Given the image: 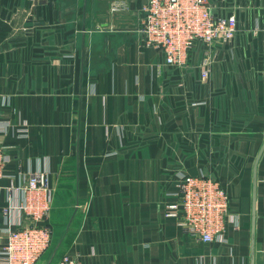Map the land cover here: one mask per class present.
<instances>
[{
	"label": "crops",
	"instance_id": "1",
	"mask_svg": "<svg viewBox=\"0 0 264 264\" xmlns=\"http://www.w3.org/2000/svg\"><path fill=\"white\" fill-rule=\"evenodd\" d=\"M211 1L242 29L204 80L201 43L184 67L144 43L146 0H0V209L12 184L48 174L58 236L36 264H264V0ZM183 173L227 187L226 240L164 215ZM17 220L1 217L0 244Z\"/></svg>",
	"mask_w": 264,
	"mask_h": 264
},
{
	"label": "built area",
	"instance_id": "2",
	"mask_svg": "<svg viewBox=\"0 0 264 264\" xmlns=\"http://www.w3.org/2000/svg\"><path fill=\"white\" fill-rule=\"evenodd\" d=\"M211 0H146L141 6L138 29L146 45L163 53L166 63L184 67L192 49L205 46L201 77H212L213 48L232 44L242 29L241 17L233 10L215 12ZM115 7L116 9L123 8ZM9 155L0 145V179L4 177ZM9 203L0 209L1 217L18 215L16 226L7 228V240L0 244V264H36L50 248L53 228L48 220L53 204V188L46 172H32L20 185L10 186ZM232 197L227 187L211 175L183 173L176 192H165L161 204L166 217L176 218L192 237L205 243L226 240ZM237 219V220H236ZM238 222V216H235ZM236 227L238 224L236 223ZM54 264H81L64 254Z\"/></svg>",
	"mask_w": 264,
	"mask_h": 264
},
{
	"label": "water",
	"instance_id": "3",
	"mask_svg": "<svg viewBox=\"0 0 264 264\" xmlns=\"http://www.w3.org/2000/svg\"><path fill=\"white\" fill-rule=\"evenodd\" d=\"M85 33H86V27L84 26V31H83V41H82V62H83V63L85 62ZM263 149H264V144H263V147H262V149H261V152L259 153L258 158H260ZM52 260H53V259H52ZM50 263H51V262H50Z\"/></svg>",
	"mask_w": 264,
	"mask_h": 264
},
{
	"label": "rangeland",
	"instance_id": "4",
	"mask_svg": "<svg viewBox=\"0 0 264 264\" xmlns=\"http://www.w3.org/2000/svg\"><path fill=\"white\" fill-rule=\"evenodd\" d=\"M164 60H165V58H164ZM165 63H166V60H165ZM166 64H167V63H166ZM167 65H168V64H167ZM170 66H171V65H170ZM53 227H54V226H53ZM55 230H56V227H55ZM53 235H54V241H55L56 236H58V235H57V233H54V231H53ZM6 240H7V236H6ZM6 240H5V241H6ZM5 241H4V242H5ZM43 255H44V254H43ZM53 255H54V247H53V248L50 250V252L47 254V258H46L45 260H47V262H48V260L51 259V258L53 257ZM45 260H44V261H45ZM47 262H46V263H47Z\"/></svg>",
	"mask_w": 264,
	"mask_h": 264
}]
</instances>
